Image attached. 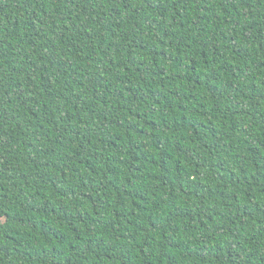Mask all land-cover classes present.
<instances>
[{
	"label": "trees",
	"instance_id": "trees-1",
	"mask_svg": "<svg viewBox=\"0 0 264 264\" xmlns=\"http://www.w3.org/2000/svg\"><path fill=\"white\" fill-rule=\"evenodd\" d=\"M0 264H264V0H0Z\"/></svg>",
	"mask_w": 264,
	"mask_h": 264
}]
</instances>
